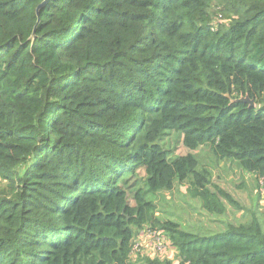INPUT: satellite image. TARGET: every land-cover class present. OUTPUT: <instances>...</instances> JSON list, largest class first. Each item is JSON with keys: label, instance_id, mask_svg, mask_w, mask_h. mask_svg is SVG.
I'll list each match as a JSON object with an SVG mask.
<instances>
[{"label": "trees", "instance_id": "trees-1", "mask_svg": "<svg viewBox=\"0 0 264 264\" xmlns=\"http://www.w3.org/2000/svg\"><path fill=\"white\" fill-rule=\"evenodd\" d=\"M199 148L263 186L211 234L146 199L224 214ZM146 226L174 261L138 253ZM0 264H264V0H0Z\"/></svg>", "mask_w": 264, "mask_h": 264}, {"label": "rangeland", "instance_id": "rangeland-1", "mask_svg": "<svg viewBox=\"0 0 264 264\" xmlns=\"http://www.w3.org/2000/svg\"><path fill=\"white\" fill-rule=\"evenodd\" d=\"M164 147L170 151V158L183 156L189 151L182 145L181 139L171 134L164 139ZM198 161V167L207 168L212 174V185L210 191L217 193L218 190L226 192L232 204L222 201L225 213L219 216L208 213L201 207L200 201L192 198L186 191L188 184L175 186L171 192H159L155 195L148 194L146 199L151 201L155 207L154 216L161 221H172L179 225L180 229L191 233H214L224 230L226 223L236 224L243 222L249 212L256 207L257 203H263V186L254 177L242 172L234 163L211 162V156L206 148H199L192 152ZM143 170L139 171V176ZM260 186V189H258ZM132 205V197L129 198ZM247 215L242 216L243 211ZM205 235V234H204ZM135 249L139 254L152 257L175 260L173 251L169 249L167 239L158 235L150 227H143L135 241Z\"/></svg>", "mask_w": 264, "mask_h": 264}, {"label": "water", "instance_id": "water-1", "mask_svg": "<svg viewBox=\"0 0 264 264\" xmlns=\"http://www.w3.org/2000/svg\"><path fill=\"white\" fill-rule=\"evenodd\" d=\"M238 101H241L243 103H247L250 107L253 106V101L252 100H249L247 97H245V98H239Z\"/></svg>", "mask_w": 264, "mask_h": 264}]
</instances>
